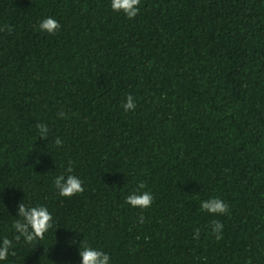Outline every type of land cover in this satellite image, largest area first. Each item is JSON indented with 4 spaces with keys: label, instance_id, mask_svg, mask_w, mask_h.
I'll return each mask as SVG.
<instances>
[{
    "label": "trees",
    "instance_id": "16d2710c",
    "mask_svg": "<svg viewBox=\"0 0 264 264\" xmlns=\"http://www.w3.org/2000/svg\"><path fill=\"white\" fill-rule=\"evenodd\" d=\"M5 25L0 264H81L82 240L110 264H264V0H141L134 19L111 0H0ZM70 161L84 191L63 197ZM141 182L146 209L125 202ZM214 197L228 214L201 209ZM21 202L53 217L31 244L14 239Z\"/></svg>",
    "mask_w": 264,
    "mask_h": 264
},
{
    "label": "clouds",
    "instance_id": "9594fccd",
    "mask_svg": "<svg viewBox=\"0 0 264 264\" xmlns=\"http://www.w3.org/2000/svg\"><path fill=\"white\" fill-rule=\"evenodd\" d=\"M141 0H111V8L117 13H123L127 18L134 19L140 12ZM61 25L54 17H46L39 23V30L47 32L50 35L55 34ZM7 30L9 33L13 30L11 26L5 25L4 28H0V31ZM125 111H134L137 107L135 98L129 94L126 97V102L122 104ZM60 118H65L66 114L61 112ZM39 134L42 139H46L49 133V127L47 124L38 123L36 125ZM57 145H62L63 141L57 137L55 140ZM54 185L58 190L60 196L72 197L77 193H83V181L74 174L72 162H69V166L64 174H59L54 180ZM146 185L141 182L137 185V188L132 191L127 197L125 202L134 208H149L153 203V195L150 191L145 190ZM200 207L207 213L213 215H225L229 212V206L222 199L218 197L210 198L201 202ZM19 219H16L12 225L16 235L14 239L19 241L21 237L31 244L37 239H43L45 233L53 225V217L45 205H26L21 202L18 205L17 215ZM212 234L219 240L223 235V224L219 221H212L211 223ZM198 239L200 235V229H195ZM13 248V241L8 237H4L0 241V261L6 260L10 254V250ZM79 254L81 257V264H110V255L102 249H98L82 240L79 243ZM11 255H15L14 251H11Z\"/></svg>",
    "mask_w": 264,
    "mask_h": 264
}]
</instances>
